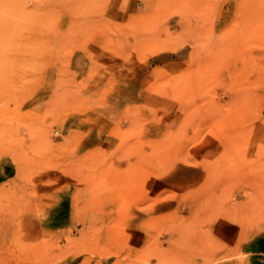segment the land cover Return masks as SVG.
<instances>
[{
	"label": "rangeland",
	"instance_id": "374dc122",
	"mask_svg": "<svg viewBox=\"0 0 264 264\" xmlns=\"http://www.w3.org/2000/svg\"><path fill=\"white\" fill-rule=\"evenodd\" d=\"M258 236L264 0H0V264L244 262Z\"/></svg>",
	"mask_w": 264,
	"mask_h": 264
},
{
	"label": "crops",
	"instance_id": "0c3cea01",
	"mask_svg": "<svg viewBox=\"0 0 264 264\" xmlns=\"http://www.w3.org/2000/svg\"><path fill=\"white\" fill-rule=\"evenodd\" d=\"M241 248L242 252L248 255L247 260L242 262L240 261L241 259L236 258V260H228L222 264H260L262 261L260 260V254L264 253V236L261 238L258 236L249 239L241 246Z\"/></svg>",
	"mask_w": 264,
	"mask_h": 264
}]
</instances>
